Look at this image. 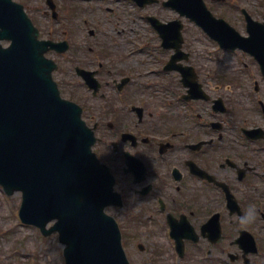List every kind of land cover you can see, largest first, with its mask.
I'll return each instance as SVG.
<instances>
[{
	"label": "flooded vegetation",
	"instance_id": "1",
	"mask_svg": "<svg viewBox=\"0 0 264 264\" xmlns=\"http://www.w3.org/2000/svg\"><path fill=\"white\" fill-rule=\"evenodd\" d=\"M19 1L32 15V0ZM205 1L233 9L238 6L234 0ZM53 3L56 13L45 6L43 15L49 19L46 27L39 23L40 32L48 29L52 39L68 42L67 78L83 85L76 74L79 67L95 71L100 84L93 95L98 96L96 104L78 103L84 119L94 128L96 154L114 175L115 189L122 198V206L109 209L127 219L136 238L155 240L145 244L147 250H183L175 255L177 264H264V121H247L240 127V132L260 128L256 138L242 132L234 138L231 105L218 87L201 82L210 98L185 100L187 89L178 72L166 77L169 72L158 71L163 81L148 83L150 37L141 39V48L129 44L126 50L130 58L142 55L140 68L134 67L135 57L123 60L124 70L105 69L109 52L104 46L108 47L91 45L88 40L78 47L74 30L69 28L71 15L65 16L57 0ZM243 10L240 14L245 21ZM80 24L96 35L97 30L86 22ZM58 27L60 39L55 38ZM163 52L157 49L158 55ZM48 55L57 54L50 51ZM57 71L62 72V65ZM196 78L199 80L198 70ZM77 85L69 83L79 92ZM218 97L222 98V111L213 110L212 100ZM153 98V106H149ZM145 246L137 243L136 248L146 250ZM167 261L164 256L163 263Z\"/></svg>",
	"mask_w": 264,
	"mask_h": 264
},
{
	"label": "water",
	"instance_id": "2",
	"mask_svg": "<svg viewBox=\"0 0 264 264\" xmlns=\"http://www.w3.org/2000/svg\"><path fill=\"white\" fill-rule=\"evenodd\" d=\"M209 35L254 55L264 72V25L250 21L243 37L215 19L202 0H169ZM154 22L159 23L153 18ZM165 42L179 46L180 22L157 25ZM22 6L0 0V185L21 192L19 215L44 235L57 232L64 264H129L114 218L104 208L120 204L114 179L92 150L93 131L81 108L61 98L44 52ZM228 45V44H227ZM172 61V60H171ZM54 221L49 228L48 222Z\"/></svg>",
	"mask_w": 264,
	"mask_h": 264
},
{
	"label": "rangeland",
	"instance_id": "3",
	"mask_svg": "<svg viewBox=\"0 0 264 264\" xmlns=\"http://www.w3.org/2000/svg\"><path fill=\"white\" fill-rule=\"evenodd\" d=\"M235 1L238 3L236 10L227 8L224 4H219L216 1L207 5L212 12L223 16L238 32L245 35V21L239 14L240 8L245 7L254 19L261 20L264 12V0ZM57 2L64 9L65 12H62L65 13V16L71 15V19L68 21L69 28L74 30V41L78 47H83L85 41L88 40L91 45H106L109 48L104 46L108 50L107 52L110 53L104 61L105 69L116 67L124 70L123 60H134L135 57H138V60L134 63V67L136 69L141 67L142 55H135L131 56L134 58H130L126 54L129 45L127 38H135L137 32L141 30L143 33L141 37L146 39L149 32L145 30L146 25L143 18L136 14L134 6L130 7L127 0H66V2L57 0ZM37 5L40 6V9L35 10ZM105 6H109L111 9ZM44 9L46 7L40 1L36 3L35 0H32V5L29 6V11L36 22L46 27L48 16L43 15ZM143 10L157 14L163 21L179 18L175 12L163 8L161 5H152ZM82 15H85L89 20L87 26L97 30L96 35H90L82 24L79 25L82 21ZM180 19L183 23L184 47L186 50L191 51L188 63L196 67L200 81L203 84L206 83V86L210 88L218 87L219 92L226 95L227 101L231 105L234 130H238L247 121L260 122V117L255 116L257 112L254 110L253 104L257 103V98L262 99V96H264V75L260 74L256 61L241 51H222L217 48L213 40L198 27L196 28L192 22L185 18ZM60 29V27L56 29V37H59ZM45 33H47V30L44 28L42 31L44 37L46 36ZM153 36L156 38L154 33ZM4 44L6 43L4 42ZM155 44L156 42L153 46ZM153 53L156 56V61L153 62V59L149 58L147 70L150 67V75L145 76L147 82L151 84H155L154 82L162 76L156 74L157 70L161 71L159 55L155 54L157 50L154 49ZM110 56H114L115 59ZM120 56L123 57L117 60ZM52 57L62 64V72L56 74V78L64 88L61 91L62 95L72 98V92L80 103L90 106L89 103L93 100H88L80 92L65 85L67 79L65 57ZM152 70L154 71L152 72ZM175 74V72H172L167 74L166 77H175ZM160 81H163V79H160ZM254 81L258 83V92L253 90ZM226 84H229L228 88ZM80 91L84 93L82 89ZM153 100L154 98L149 106H153ZM157 103L162 102L158 100ZM154 107L159 109L160 105ZM97 108L92 109L97 110ZM20 201V193L17 192L7 196L0 188V264H63L62 245L59 243L57 235L43 236L36 227L23 224L19 220L17 211ZM107 211L118 220L122 232V244L132 264H151V261L152 263L165 264L163 263L164 256L168 257V264H176L175 258L171 262L172 254L168 250H147L145 244L150 245L155 240L136 238L132 234L127 219L117 217V210L108 208ZM143 235L140 237H143ZM137 243L145 246L146 250L136 248Z\"/></svg>",
	"mask_w": 264,
	"mask_h": 264
}]
</instances>
